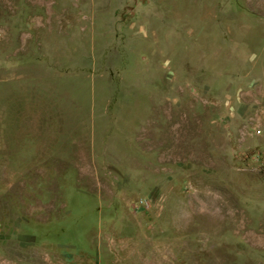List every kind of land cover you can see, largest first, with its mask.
<instances>
[{"label": "rangeland", "instance_id": "obj_1", "mask_svg": "<svg viewBox=\"0 0 264 264\" xmlns=\"http://www.w3.org/2000/svg\"><path fill=\"white\" fill-rule=\"evenodd\" d=\"M0 264H264V0H0Z\"/></svg>", "mask_w": 264, "mask_h": 264}]
</instances>
